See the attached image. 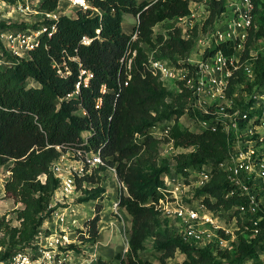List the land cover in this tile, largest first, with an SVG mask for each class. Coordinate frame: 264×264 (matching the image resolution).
Masks as SVG:
<instances>
[{
  "label": "trees",
  "instance_id": "16d2710c",
  "mask_svg": "<svg viewBox=\"0 0 264 264\" xmlns=\"http://www.w3.org/2000/svg\"><path fill=\"white\" fill-rule=\"evenodd\" d=\"M192 1L203 0H92L100 9L101 17L97 14L91 16L89 10H78L74 17L62 16L53 35L42 36L27 57L13 61L5 51L0 56V59L11 61L7 65L0 64V166L12 161L4 192L16 204L22 205L15 209L18 226H12L5 217H0L1 239L4 241L0 243V261L36 240L42 222L56 208L48 207L59 184L50 169L51 163L61 151L80 147L84 151L101 148L106 164L115 167L122 183L118 189V206L130 216L131 224L125 256L115 254L120 264H151L140 256L148 237L153 238V247L161 264L173 258L177 251L185 255L182 264H220L210 245L198 248L184 242L165 220L160 219L154 207L158 198L163 196L161 190L166 188L165 175L174 171L188 177L186 168L200 167L209 161L214 164L211 181L196 194H204V203L216 209L228 210L244 201L236 196L225 199L222 194L228 185L216 164L228 153L227 135L219 129L190 131L182 127L179 118L186 113L192 118L205 119L206 116L193 114L186 89L181 93L168 90L143 65L146 53L142 44L152 49L155 59H170L183 64L180 60L193 47L194 38H181L178 27L166 34L154 35L153 27L190 14ZM253 3L256 36L260 37L264 35V0H253ZM42 6L53 9L56 0H43ZM224 10V0H208L203 30L212 25ZM123 13L138 17L130 34L122 31ZM3 25L1 23L0 28ZM254 29L253 25L249 29L240 62H249L254 71V84H263L264 55H249ZM196 33L197 26L193 28V34ZM84 35L93 38L88 45L81 43ZM216 48L231 54L235 46L223 43L214 50ZM132 50H136V55L132 59L131 77L128 84L123 85L126 74L122 59L130 56ZM68 57L78 58L80 65ZM53 61L66 62L71 73L59 75L52 66ZM189 67L193 69V66ZM80 69L92 72L89 85H81L77 96L68 97L75 91ZM242 78L239 68L231 82ZM31 81L35 85L30 86ZM102 85L106 87L104 92L101 91ZM251 88L249 84L247 89ZM98 98L101 102L96 107ZM164 120H174L168 136L158 139L148 134V127ZM83 133L89 140L88 145L83 143ZM136 134L139 138H135ZM163 140L171 141L175 148L192 149L175 153L172 168L167 159L157 162L159 143ZM103 170L106 171V167L100 166L91 175L76 178L82 194L77 202L102 197L105 187L97 185L86 189L82 188V182H100L99 175ZM206 194L215 197L216 201L212 203ZM101 207L99 203L95 205L93 216L83 223L85 229L76 230L77 242L68 243L67 249L81 252L78 242L97 239ZM234 213L238 214V211ZM238 221L242 227L241 219ZM259 250L264 252V213L259 232L251 241L246 240L239 230L235 251L232 254L218 251V254L219 258H227L233 264H242L258 258ZM96 264L114 262L98 258Z\"/></svg>",
  "mask_w": 264,
  "mask_h": 264
},
{
  "label": "built area",
  "instance_id": "2783aa9c",
  "mask_svg": "<svg viewBox=\"0 0 264 264\" xmlns=\"http://www.w3.org/2000/svg\"><path fill=\"white\" fill-rule=\"evenodd\" d=\"M42 1L0 0V24H4L0 28V56L5 51L13 61L27 57L28 52L38 45L42 36L51 37L53 35L58 27L57 22L62 16L74 17L78 10L82 12L89 10L91 16L97 14L101 17L100 9L93 5L92 0H56V6L53 9L44 8ZM200 2L192 1L191 3L197 5ZM224 5L225 10L228 6H232V11L236 15L229 19L224 10L222 12L224 24L221 28L206 34L195 25L197 33L194 41L197 42L199 48L204 47L200 49L203 57L196 63H191L188 59L184 61L181 59L183 64L179 65L170 59H155L151 48V51H146L143 44L141 46L146 53V60L143 62L145 69L156 75L161 85L170 91L181 93L186 89L188 105L193 114L196 117L198 115L206 116L205 119H200L192 118L188 113L184 114H188L189 122L195 129L189 128V125H185L184 128L191 129L190 131L219 129L227 135L229 139L228 153L216 164L224 174L228 185L222 194L225 199L235 196L244 199L243 202L233 205L228 210L222 207L212 208L204 203L205 195L196 193L198 189L211 181L214 164L209 161L200 167L186 168L187 178L190 180L188 190L193 195L195 194L194 198L190 197L186 201L180 195L172 198L171 191L167 189L165 182L166 188L161 190L163 196L158 198L154 207L158 211L160 219L165 220L167 225L184 242L198 248L210 245L213 255L220 260V264H233L227 258H219L218 251H227L232 254L233 245L236 247L237 241L235 231L240 230L241 235L251 241L259 232V224L264 213V83L254 84V71L251 64L240 62L250 27L253 25L255 28L249 47L250 56H256L258 53L264 55V35L256 36L257 23L252 12L253 0H224ZM66 9H73V15L72 13L68 14ZM190 9L192 10V8ZM192 16L194 14L190 12L188 15L175 19L183 20L182 26L186 28L189 25L187 21ZM215 21L212 25L215 24ZM182 26L178 25L181 38L191 37L189 30H185ZM96 33L99 34V29H96ZM209 37L217 43L215 47L223 43H230L235 46L234 51L231 54H226L221 48L214 50V47L210 50L213 40ZM92 39V37L84 35L81 38V43L88 45ZM260 39L263 44L257 47L256 44ZM135 55L136 50H132L130 56L122 59L126 74L123 85H127L131 77L130 69ZM68 59L74 60L80 65L78 58L68 57ZM10 63L9 60L0 59L1 65ZM52 66L61 76L71 73L66 62L53 61ZM189 66H193V69ZM239 68H241L243 78L232 83L231 78ZM91 77V71L80 69L75 91L68 97L77 96L80 86L87 87ZM249 84L252 85L251 90L247 89ZM121 86V82H119V89ZM101 91H106L105 85H102ZM100 102L101 98H98L96 107L100 105ZM173 123L174 120H164L148 127L147 132L152 137L164 139L168 136ZM135 138H139V135L136 134ZM82 139L84 144H89L85 133H83ZM167 143L176 153L188 152L192 149L191 147L175 148L171 141ZM57 148L60 150L59 146ZM100 166H105L106 171L111 170L119 187L122 186L115 167L107 165L106 158L102 157L101 148L84 151L78 147L61 151L60 156L50 166L59 183L51 199L56 201L64 197L72 198L71 196L76 193L81 194L76 178L91 175L93 169ZM181 178L185 179L186 177L181 174ZM86 184L87 181H83L82 188H86ZM206 196L212 203L216 201L215 197L207 194ZM113 204L118 207V202L114 201ZM53 206L48 205V207ZM231 211H233L232 215L228 217V213ZM234 211H238V214H235ZM239 219H241L242 227L239 224ZM0 234L2 233L0 232ZM234 235L236 240H234ZM47 236L48 234L46 238H48ZM37 243L39 242H34V244ZM37 250L40 254L17 250L8 259L0 261V264H53L54 255L49 249L40 246ZM259 252L263 251L259 250ZM151 264L161 263L157 260L156 262L151 261ZM164 264H182V260L173 261V258H169Z\"/></svg>",
  "mask_w": 264,
  "mask_h": 264
},
{
  "label": "rangeland",
  "instance_id": "374dc122",
  "mask_svg": "<svg viewBox=\"0 0 264 264\" xmlns=\"http://www.w3.org/2000/svg\"><path fill=\"white\" fill-rule=\"evenodd\" d=\"M141 1V0H136ZM207 1L204 0L199 4L195 5L190 2V7L192 8L191 13L194 14L190 20H188V26L183 27V20L173 19L166 20L156 24L153 27L154 35L158 33L166 34L167 31L172 30L173 27L182 26L185 30H189V34L196 39V34H193V27L197 25L201 31L204 33H212L218 28L223 26V13L219 15L216 19L214 25H208L205 30H203V22L207 17ZM232 6H228L225 12L230 19L236 13H234ZM73 9H66L68 14L72 13ZM138 21L137 16H133L130 13H123L122 15V31L126 34H130L133 31V26ZM209 39L213 40L211 37ZM217 43L213 40L210 50L215 47ZM263 44L261 39L257 42L256 46ZM143 47L146 51H151L150 47L143 44ZM197 42L194 41L193 47L185 54L182 60L188 59L191 63H196L199 59H202L203 53L201 52ZM206 50V49H205ZM256 50V49H255ZM204 52V51H203ZM4 65V64H2ZM29 85H35V82L31 81ZM82 113V111H79ZM179 122L182 127L189 125V128L195 129L194 126L189 122V117L187 115H182L179 118ZM190 129V130H191ZM157 162H161L162 159H167L170 166H174V155L175 150L168 145L166 141H160L158 147ZM110 159V158H108ZM12 164V161H9L7 164L0 166V217H5L6 220L12 226L19 225V219L16 217L15 209L22 207V205L16 204L14 200L8 197L4 192V183L9 176V167ZM95 169V168H94ZM93 169V170H94ZM100 182L98 183H88L86 184V189L101 185L105 187L106 193L102 195L101 198L97 200H88L83 202H77V198L81 197L82 194L76 193L72 198L64 197L61 200L51 199L50 205L53 206L56 204V208L49 214V216L42 222L38 236L35 241H33L29 246L25 248H20L19 250H27L32 254H40L38 247L42 246L50 250L51 254L54 255L53 264H96L98 258L105 259L107 261H112L114 264H120L119 260L115 259V254L120 253L123 257L126 253L127 240L129 237V230L131 219L127 212L123 209L115 207L113 204L114 201L118 202V188L119 183L114 179L113 172L110 171H101ZM165 182L167 183V189L171 191V197L180 195V197L186 201L190 197L194 198L190 192L188 183L190 180L186 177L185 179L181 178V174L171 171L170 174L165 175ZM42 179V177H41ZM185 186V187H183ZM188 190V191H186ZM99 203L102 205L100 210L101 219L98 223L99 227V236L96 240L87 241L85 243H79L81 247V252L74 250L66 249V244L76 241L77 242V229H85L83 223L91 218L94 214V207ZM233 211L228 213V217L231 216ZM227 216V215H225ZM72 232V233H71ZM237 235V231L234 232ZM48 234V238L46 235ZM234 235V240L236 236ZM2 234H0V243L4 241L1 239ZM57 239V240H56ZM38 241L39 243L34 244ZM6 245V241L4 243ZM145 248L140 252V256L143 260L148 261H157L158 252L155 251L153 247V238L148 237L144 242ZM232 251H235V246L233 245ZM232 252V253H233ZM185 258V255L180 252H176L173 261H181ZM257 262L264 263V252L258 253V258H253L251 260L245 261L242 264H257Z\"/></svg>",
  "mask_w": 264,
  "mask_h": 264
},
{
  "label": "crops",
  "instance_id": "0c3cea01",
  "mask_svg": "<svg viewBox=\"0 0 264 264\" xmlns=\"http://www.w3.org/2000/svg\"><path fill=\"white\" fill-rule=\"evenodd\" d=\"M191 8V7H190ZM107 191H105V193H106ZM72 233V232H71Z\"/></svg>",
  "mask_w": 264,
  "mask_h": 264
}]
</instances>
